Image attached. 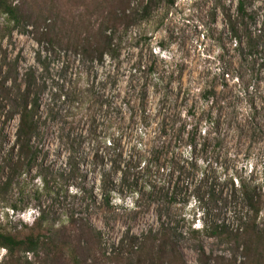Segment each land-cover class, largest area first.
I'll use <instances>...</instances> for the list:
<instances>
[{
    "label": "rangeland",
    "instance_id": "1",
    "mask_svg": "<svg viewBox=\"0 0 264 264\" xmlns=\"http://www.w3.org/2000/svg\"><path fill=\"white\" fill-rule=\"evenodd\" d=\"M72 4L60 2L65 13L83 10ZM237 7L238 0H155L148 17L118 33L120 57L103 62L38 43L0 14V79L15 66L17 87L30 84L40 105L34 160L0 192V228L31 225L40 209L50 224L78 213L101 234L88 264H159L164 232L186 264L247 263L242 244L211 234L217 224L241 227L229 198L233 179L257 183L264 202V0H249L261 35L252 54L236 50L226 21ZM210 113L217 129L205 138ZM18 125V115L0 117L1 181V164L18 156ZM164 264L177 263L167 256Z\"/></svg>",
    "mask_w": 264,
    "mask_h": 264
},
{
    "label": "trees",
    "instance_id": "2",
    "mask_svg": "<svg viewBox=\"0 0 264 264\" xmlns=\"http://www.w3.org/2000/svg\"><path fill=\"white\" fill-rule=\"evenodd\" d=\"M61 1L0 0V14L6 17L12 29L38 35V43L45 40L51 45L63 44L66 49L73 50L86 59L103 62L106 56L112 59L120 57L118 33L123 27H129L140 14L148 17L155 2V0H67L73 3V10L77 6L83 9L75 14L76 11L65 13L60 5ZM225 17L235 40L236 50L243 55L247 49L249 54L255 52L261 44L259 42L261 35L256 36L252 29L257 20L253 11L249 10V0H238L236 13L225 12ZM243 34L247 38L245 45ZM3 71L4 67L0 75ZM17 75V68L12 66L6 71V76L0 79V117H6L9 121L16 115L19 116L16 141L12 148L13 151L17 149L18 156H10L1 164L5 180H0V192H8L14 178L24 173L26 162L27 164L33 162L34 138L39 132L38 99L32 97L30 84L26 87L23 85L17 87ZM15 89L18 92L15 93ZM198 122L200 123L201 119ZM204 122L209 124V129L203 131V136L209 138L215 133L218 122L211 113ZM107 143L109 148L116 146L111 140ZM198 146L195 138L191 140L190 149L195 151ZM236 180L238 185L236 186L233 179V195L229 198L235 203L234 213L241 222V227L232 232L225 225L217 224L211 234L225 235L230 240L242 244V253L249 260L241 264H264V224L261 227L260 223L263 196L257 183L252 185L244 180ZM146 188L152 192L156 190L152 184ZM198 202L201 205L200 198ZM241 205L247 209V215H242V212L238 211ZM205 212L204 208V215ZM100 236V232L91 221L78 213H71L63 223L50 224L45 210L40 209L31 225L13 230L0 228V249L7 252V259L0 264H88L89 254L96 250ZM148 239L153 244L159 241L160 250L157 254L159 264H164L167 256L177 264H186L177 245L167 233L164 232L157 240L152 236ZM168 245L172 246L169 253L166 252ZM218 261L220 264H238L237 257L231 260L219 258Z\"/></svg>",
    "mask_w": 264,
    "mask_h": 264
}]
</instances>
